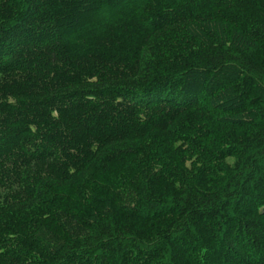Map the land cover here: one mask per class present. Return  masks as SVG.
Returning a JSON list of instances; mask_svg holds the SVG:
<instances>
[{
    "label": "trees",
    "instance_id": "16d2710c",
    "mask_svg": "<svg viewBox=\"0 0 264 264\" xmlns=\"http://www.w3.org/2000/svg\"><path fill=\"white\" fill-rule=\"evenodd\" d=\"M0 264H264V0H0Z\"/></svg>",
    "mask_w": 264,
    "mask_h": 264
}]
</instances>
